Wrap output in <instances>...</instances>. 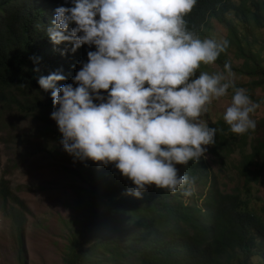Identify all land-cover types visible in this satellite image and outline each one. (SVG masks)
I'll list each match as a JSON object with an SVG mask.
<instances>
[{
	"label": "trees",
	"instance_id": "1",
	"mask_svg": "<svg viewBox=\"0 0 264 264\" xmlns=\"http://www.w3.org/2000/svg\"><path fill=\"white\" fill-rule=\"evenodd\" d=\"M59 6L71 7V0H0V102L16 103L24 112L37 111L62 139L51 118L52 89L43 90L38 80L59 71L66 79L58 81L57 88L73 84L81 62L86 63L87 53L96 49L82 45L71 53L70 43H52L47 29ZM185 19L201 38L211 20L225 28L229 47L215 63L224 69L232 52L235 60L242 61L235 71L251 79L245 87L250 98L264 105L253 94L255 87H264V38L258 36L264 30V0H197ZM12 90L24 97L22 102L8 97ZM101 94L107 97L106 92ZM207 125L218 131L216 143L205 146L206 154L212 155L221 171L234 163L231 156L238 152L241 159L234 167L240 183L231 193L221 192L216 178L208 177L204 158L176 165L179 175L196 178L188 199L201 198L202 192L196 189H207L199 204L187 202L182 190L172 194L155 185L147 186L142 198L126 195L134 185L114 164L70 156L69 161L78 167L73 175L79 183L73 182L70 188L82 224L70 242L67 264H115L130 259L136 264H264V206L253 208L252 200L245 197L259 182L258 163L264 165V118L256 122L254 131L243 135L231 132L220 120ZM252 135L254 143L247 153ZM0 194L8 197L4 188Z\"/></svg>",
	"mask_w": 264,
	"mask_h": 264
},
{
	"label": "clouds",
	"instance_id": "2",
	"mask_svg": "<svg viewBox=\"0 0 264 264\" xmlns=\"http://www.w3.org/2000/svg\"><path fill=\"white\" fill-rule=\"evenodd\" d=\"M71 3L55 9L50 40L70 43L71 53L82 45L96 50L81 62L75 87L57 88L66 79L59 71L38 80L43 90L52 89L51 118L63 150L79 160L114 164L134 185L126 195L142 198L155 185L191 196L196 178L179 175L176 165L207 158L205 146L216 143L218 129L201 122L209 105L232 89L223 120L237 135L256 128L252 116L259 105L235 85L230 63L223 72L196 75L226 52L229 41L201 38L188 28L185 17L197 0Z\"/></svg>",
	"mask_w": 264,
	"mask_h": 264
},
{
	"label": "rangeland",
	"instance_id": "3",
	"mask_svg": "<svg viewBox=\"0 0 264 264\" xmlns=\"http://www.w3.org/2000/svg\"><path fill=\"white\" fill-rule=\"evenodd\" d=\"M210 24L205 37L224 39L225 28L213 20ZM258 36L262 40L264 30L259 31ZM261 56L264 64V52ZM227 57L235 85L246 89L251 79L234 69L242 61L235 60L232 52ZM202 71L212 74L224 69L214 63L202 65L197 74ZM253 94L263 101L264 87H255ZM232 95L233 91L229 89L227 96L214 100L208 112L201 117V122H225L223 114L231 103ZM10 96L20 102L24 98L15 90L10 92ZM37 114V111H20L16 103L0 102V189L8 191L5 199L0 194V264H67L70 242L82 224L81 216L74 209L75 196L70 188L73 182L79 183L73 175L78 167L69 161L70 155L63 150L61 139L52 132L51 123L43 121ZM252 118L256 122L264 118V105L259 104ZM253 139L254 135L248 138L247 153L251 151ZM206 157L202 158L209 166L208 177L216 178L221 192L231 193L240 183L234 167L241 159L238 152L231 156L234 163L221 171L212 155L206 154ZM260 164L259 182L245 196L252 200L253 208L264 206V165L261 167ZM197 191L202 192L201 198L188 199L189 196L185 195L183 198L199 204L207 189L201 190L200 187ZM115 264H136V261L130 259Z\"/></svg>",
	"mask_w": 264,
	"mask_h": 264
}]
</instances>
